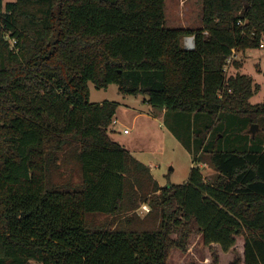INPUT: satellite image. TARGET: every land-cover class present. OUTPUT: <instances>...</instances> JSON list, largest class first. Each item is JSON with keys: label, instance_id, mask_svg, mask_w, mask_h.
Returning <instances> with one entry per match:
<instances>
[{"label": "trees", "instance_id": "16d2710c", "mask_svg": "<svg viewBox=\"0 0 264 264\" xmlns=\"http://www.w3.org/2000/svg\"><path fill=\"white\" fill-rule=\"evenodd\" d=\"M263 39L264 0H202L198 29L169 28L166 0H0V264H168L194 229L223 255L242 239L231 264H264V147H222L239 121L264 124L259 85L226 72L233 49ZM90 82L206 118L189 139L214 179L194 165L187 183L160 187L111 138L118 104L91 103ZM142 204L144 218L132 214Z\"/></svg>", "mask_w": 264, "mask_h": 264}, {"label": "rangeland", "instance_id": "374dc122", "mask_svg": "<svg viewBox=\"0 0 264 264\" xmlns=\"http://www.w3.org/2000/svg\"><path fill=\"white\" fill-rule=\"evenodd\" d=\"M16 0H3L4 6ZM166 18L169 28L198 29L202 26V0H166ZM187 38V37H185ZM182 46L184 47V39ZM242 64L237 69L240 74L249 76L259 90L250 100L252 104L264 103V49H255L246 56H239ZM229 65L227 76L236 74V67ZM90 102L102 104L104 102L116 103L118 108L116 118L118 124L111 125L109 134L134 158L150 169L153 179L160 187L179 186L188 182L192 164L201 168L207 181L216 176V171L209 163L198 160L200 152L197 150L199 141H190L189 132H194L207 123L206 118L198 121L197 118L187 116L168 115L166 112L155 110L148 98L142 94H122L117 85H109L106 89H97L93 83H89ZM139 115V116H138ZM188 120L190 122H188ZM259 125V124H258ZM205 126V125H204ZM221 124L213 130L217 134ZM244 127V122L239 121L223 139L222 147L228 150L247 149L254 144L264 147V124L259 125L257 138L253 139L249 133L251 126ZM261 129V130H260ZM124 130H129L130 135H125ZM254 143V144H253ZM208 156H206V160ZM143 204L135 211L140 218L146 213L141 209ZM150 208V207H149ZM130 214V215H132ZM126 215L118 220L115 218L112 227H116ZM110 218L108 216H92L91 221L97 225L104 224ZM194 229L187 241L186 251L175 248L172 251L168 264H212L214 255L219 256L220 264H231L238 254L243 257L242 239H238L236 250L228 254H222L219 247H206L203 240ZM179 232H174L173 238H177ZM206 258L209 262L206 263Z\"/></svg>", "mask_w": 264, "mask_h": 264}, {"label": "built area", "instance_id": "2783aa9c", "mask_svg": "<svg viewBox=\"0 0 264 264\" xmlns=\"http://www.w3.org/2000/svg\"><path fill=\"white\" fill-rule=\"evenodd\" d=\"M194 46H195L194 37H187V38L184 39V48L191 50V49L194 48ZM261 48H264V39L262 40ZM232 53H233V55H232V56L229 58V60H228V66H227V68H226V72H227V70L229 69V65L232 64L233 60H234L235 57H236V53H237L236 49H233V50H232ZM115 123H117V121H116V120H113V124H115ZM129 132H130L129 130H124V133H125V134H129ZM141 209H142L145 213H148V212L150 211L149 206L146 205V204H144V205L142 206Z\"/></svg>", "mask_w": 264, "mask_h": 264}, {"label": "water", "instance_id": "95a60500", "mask_svg": "<svg viewBox=\"0 0 264 264\" xmlns=\"http://www.w3.org/2000/svg\"><path fill=\"white\" fill-rule=\"evenodd\" d=\"M258 131H259V125H257V124H253V125L250 127V129H249V133H250L253 137L256 136V134H257Z\"/></svg>", "mask_w": 264, "mask_h": 264}, {"label": "crops", "instance_id": "0c3cea01", "mask_svg": "<svg viewBox=\"0 0 264 264\" xmlns=\"http://www.w3.org/2000/svg\"><path fill=\"white\" fill-rule=\"evenodd\" d=\"M167 4V3H166ZM262 49H264V48H262ZM239 56H240V54L239 53H236V57H235V59L236 60H238L239 59ZM240 69V68H239ZM236 71H238V70H236ZM240 71V70H239ZM164 112V111H163ZM139 116V115H138ZM114 118H116V115H115V117ZM114 120H116L117 121V123H115L114 125H116V124H118L119 122H118V120L117 119H114ZM125 134V133H124ZM131 134V132H129V134H125V135H130ZM194 166V164H192V167Z\"/></svg>", "mask_w": 264, "mask_h": 264}]
</instances>
